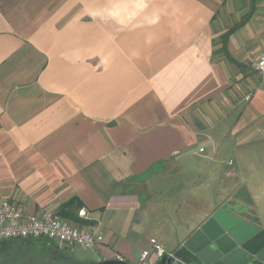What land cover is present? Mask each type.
<instances>
[{
    "label": "crops",
    "instance_id": "1",
    "mask_svg": "<svg viewBox=\"0 0 264 264\" xmlns=\"http://www.w3.org/2000/svg\"><path fill=\"white\" fill-rule=\"evenodd\" d=\"M263 53L264 0H0V204L102 234L81 262L171 252L218 208L264 229Z\"/></svg>",
    "mask_w": 264,
    "mask_h": 264
},
{
    "label": "water",
    "instance_id": "2",
    "mask_svg": "<svg viewBox=\"0 0 264 264\" xmlns=\"http://www.w3.org/2000/svg\"><path fill=\"white\" fill-rule=\"evenodd\" d=\"M154 264H264V229L218 208L176 249L163 254Z\"/></svg>",
    "mask_w": 264,
    "mask_h": 264
},
{
    "label": "built area",
    "instance_id": "3",
    "mask_svg": "<svg viewBox=\"0 0 264 264\" xmlns=\"http://www.w3.org/2000/svg\"><path fill=\"white\" fill-rule=\"evenodd\" d=\"M253 69L264 79V53L254 62ZM199 149L197 154H202ZM84 216V210L79 211ZM46 240L59 250L77 247L85 251H94L104 242L100 233L81 229L62 221L52 210H42L37 214H27L22 207L3 201L0 204V246L12 240ZM166 251L158 243L152 244L149 250L141 253L135 264H150L157 261ZM154 261V263H155Z\"/></svg>",
    "mask_w": 264,
    "mask_h": 264
},
{
    "label": "rangeland",
    "instance_id": "4",
    "mask_svg": "<svg viewBox=\"0 0 264 264\" xmlns=\"http://www.w3.org/2000/svg\"><path fill=\"white\" fill-rule=\"evenodd\" d=\"M235 1L237 5H242L243 7H246L248 3V0ZM221 13L225 19V22L222 21L221 26L225 30L231 28L232 21L240 19L245 14V12H239V14H237L235 10V16L231 17V13L228 14L229 12H227L225 8L221 11ZM252 64L253 63L251 62L250 64H248V66H245L246 69L249 71L252 70ZM245 73V71L242 72L240 79H242ZM248 99L249 97L246 98V101ZM243 149H264V142L259 141L253 143L249 147L246 146ZM254 192V194L257 196L260 192H262L261 194L264 196V189H258L257 187H255ZM46 245H48V242L46 240H12L8 242L7 245H5L2 249H0V264H44L43 262L46 261V258L42 257L41 253L43 252V249ZM68 252L69 256L76 258L79 257L92 259L94 257L91 251H85L77 247L68 248L67 253Z\"/></svg>",
    "mask_w": 264,
    "mask_h": 264
},
{
    "label": "flooded vegetation",
    "instance_id": "5",
    "mask_svg": "<svg viewBox=\"0 0 264 264\" xmlns=\"http://www.w3.org/2000/svg\"><path fill=\"white\" fill-rule=\"evenodd\" d=\"M41 254L42 257L46 258V261L43 262L44 264H101L77 261L68 255L67 250H59L51 244L46 245Z\"/></svg>",
    "mask_w": 264,
    "mask_h": 264
},
{
    "label": "trees",
    "instance_id": "6",
    "mask_svg": "<svg viewBox=\"0 0 264 264\" xmlns=\"http://www.w3.org/2000/svg\"><path fill=\"white\" fill-rule=\"evenodd\" d=\"M251 10H253V8H254V5H253V3H252V1H251ZM241 23H244V20L241 22ZM241 23H240V25L238 24V25H236V27H235V29H232L231 31H229L225 36H224V39H223V42L225 43L226 42V38H227V36H229L231 33H233L236 29H238L240 26H241ZM224 50H225V52H226V48H224ZM226 57H227V60L229 61V62H231V63H233V64H236V62L228 55V54H226ZM8 242H10V241H7V242H4V243H2L1 244V246H0V249H2L5 245H7V243Z\"/></svg>",
    "mask_w": 264,
    "mask_h": 264
}]
</instances>
